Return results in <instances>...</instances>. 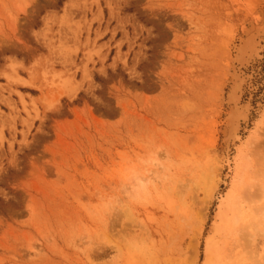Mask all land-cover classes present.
I'll list each match as a JSON object with an SVG mask.
<instances>
[{
	"label": "rangeland",
	"instance_id": "obj_1",
	"mask_svg": "<svg viewBox=\"0 0 264 264\" xmlns=\"http://www.w3.org/2000/svg\"><path fill=\"white\" fill-rule=\"evenodd\" d=\"M0 264H264V0H0Z\"/></svg>",
	"mask_w": 264,
	"mask_h": 264
},
{
	"label": "clouds",
	"instance_id": "obj_2",
	"mask_svg": "<svg viewBox=\"0 0 264 264\" xmlns=\"http://www.w3.org/2000/svg\"><path fill=\"white\" fill-rule=\"evenodd\" d=\"M162 148H154L141 157L136 164L125 169L120 196L113 198V207L131 210V206L146 200L157 183L167 179V169L161 156Z\"/></svg>",
	"mask_w": 264,
	"mask_h": 264
},
{
	"label": "bare ground",
	"instance_id": "obj_3",
	"mask_svg": "<svg viewBox=\"0 0 264 264\" xmlns=\"http://www.w3.org/2000/svg\"><path fill=\"white\" fill-rule=\"evenodd\" d=\"M257 35V34H256ZM252 48V47H251ZM258 50V49H257ZM245 52V51H244ZM244 52H242V53H244ZM257 52V51H256ZM247 54V53H246ZM252 54V53H251ZM255 54V53H254ZM257 55V54H256ZM243 58V57H242ZM239 59V58H238ZM244 59V58H243ZM237 76V75H236ZM235 77V76H234ZM248 77V76H247ZM243 81V80H242ZM239 86H241V85H239ZM236 91V90H235ZM237 92V91H236ZM238 96H239V94L237 93V95H236V99H235V101H236V104H237V102H239V100H238ZM232 98H235V95H233L232 96ZM239 104V103H238ZM237 104V105H238ZM236 106V105H235ZM249 112H250V106H249V104L247 103V104H240V105H238V106H236V107H234V109H233V111L231 112V117H230V127H231V129H230V133L228 134V139L230 138H233V140H236V139H238V138H240L238 135H237V133H238V126H239V124H238V120H240V119H243V120H246L247 119V117H248V114H249ZM227 164V163H226ZM241 178V177H240Z\"/></svg>",
	"mask_w": 264,
	"mask_h": 264
}]
</instances>
